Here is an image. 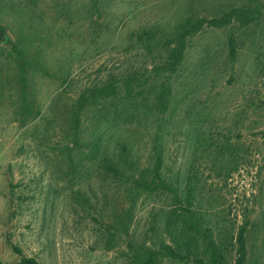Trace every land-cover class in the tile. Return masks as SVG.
Returning a JSON list of instances; mask_svg holds the SVG:
<instances>
[{
    "label": "rangeland",
    "instance_id": "1",
    "mask_svg": "<svg viewBox=\"0 0 264 264\" xmlns=\"http://www.w3.org/2000/svg\"><path fill=\"white\" fill-rule=\"evenodd\" d=\"M241 2L0 0L7 38L0 44V264H130L127 238L112 240L105 231L112 208L128 203L126 189L98 159L125 155L152 168L155 145L163 177L194 184L195 205L226 263L237 264L232 236L246 221L245 264H264V112L255 108L264 100V18L245 29L204 28L190 39L165 114L152 105L157 80L145 72L160 59L159 44L137 37ZM15 46L32 62L31 115L22 111ZM132 71L144 72V92L131 104L120 93L87 108L82 146L69 145L80 94ZM93 139L97 159L85 143ZM131 199V235L147 242L171 202L148 193Z\"/></svg>",
    "mask_w": 264,
    "mask_h": 264
},
{
    "label": "trees",
    "instance_id": "2",
    "mask_svg": "<svg viewBox=\"0 0 264 264\" xmlns=\"http://www.w3.org/2000/svg\"><path fill=\"white\" fill-rule=\"evenodd\" d=\"M263 18L264 0H243L238 5L211 15L190 13L165 33L154 30L138 34L140 42L158 43L161 50L159 61L145 70L148 77L157 80V83H153L149 88L153 93L151 102L157 112L165 114L170 108L171 77L181 65L190 39L204 28L223 29L236 26L238 29H245ZM6 39V30L0 25V44ZM15 47L16 78L20 84L22 111L24 114L31 115L32 108L26 99V80L32 62H27L24 51ZM235 51V47L231 44L230 58L235 56ZM144 76V72L132 71L117 78L108 79L99 86L86 88L77 99L69 119L68 124L71 129L69 145L78 148L82 146L80 126L82 115L87 108L101 106L107 101L111 103L120 93L128 98L124 105L135 102L138 94L141 93L139 89L144 90V86L140 84ZM255 108L264 112V100H258ZM85 143L88 146L89 157L95 156L97 159L99 151L97 140L93 139ZM226 145L222 144L220 150L222 151ZM153 151L152 168L140 167L125 155L118 156L116 161L105 156L98 159L105 172L115 176L120 185L126 189L128 202L116 204L112 208L105 225L106 233L112 240L121 235L127 238V250L124 256L130 264H160L162 261L171 264H227L215 230L207 224L205 216L195 205L194 184L186 181L184 187H180L178 181L163 177L162 150L155 145ZM137 193L159 195L171 202L170 209L162 221L156 224L155 234L147 242H138L131 235V219L135 206L131 197ZM247 225L244 221L236 234L232 236V241L236 245L237 264H245L247 259ZM24 263L36 264L32 259H25Z\"/></svg>",
    "mask_w": 264,
    "mask_h": 264
}]
</instances>
